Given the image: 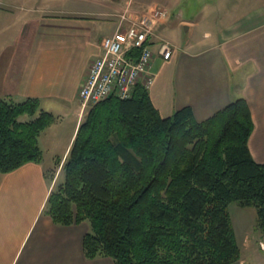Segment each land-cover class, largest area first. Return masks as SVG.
Wrapping results in <instances>:
<instances>
[{"label":"trees","instance_id":"1","mask_svg":"<svg viewBox=\"0 0 264 264\" xmlns=\"http://www.w3.org/2000/svg\"><path fill=\"white\" fill-rule=\"evenodd\" d=\"M26 118V119H21ZM56 119L37 98L0 96V172L43 160L39 136ZM244 97L198 120L190 106L163 116L139 82L130 97L91 105L47 212L87 222L85 255L116 264H231L242 249L230 204L256 209L264 238V163L249 147Z\"/></svg>","mask_w":264,"mask_h":264},{"label":"crops","instance_id":"2","mask_svg":"<svg viewBox=\"0 0 264 264\" xmlns=\"http://www.w3.org/2000/svg\"><path fill=\"white\" fill-rule=\"evenodd\" d=\"M155 6L169 16L152 44L154 105L165 117L190 106L204 120L244 97L254 122L250 151L264 163V0H0V96L37 98L56 117L71 109L78 116L80 86L119 14ZM162 38L174 45L170 59L159 52ZM45 162L0 172V264H116L85 255L87 222L58 224L47 212L56 165ZM233 223L242 256L231 264H253L263 235L255 225L252 237L243 218Z\"/></svg>","mask_w":264,"mask_h":264},{"label":"built area","instance_id":"3","mask_svg":"<svg viewBox=\"0 0 264 264\" xmlns=\"http://www.w3.org/2000/svg\"><path fill=\"white\" fill-rule=\"evenodd\" d=\"M166 8L151 7L138 16L128 11L119 14L114 32L104 37L102 53L94 58L79 89L82 105L96 103L110 96L130 97L137 83L149 87L155 73L151 66L154 59L152 48L157 36V26L168 19ZM159 52L170 59L174 45L160 39Z\"/></svg>","mask_w":264,"mask_h":264},{"label":"rangeland","instance_id":"4","mask_svg":"<svg viewBox=\"0 0 264 264\" xmlns=\"http://www.w3.org/2000/svg\"><path fill=\"white\" fill-rule=\"evenodd\" d=\"M93 104L95 103H88L85 105L81 104L78 116L74 109L65 111L63 113L64 115H60L61 117L57 116L55 121L50 125V128H47V130H45L41 134L40 144L42 149L44 150L43 160L46 161V165L52 163L56 165L55 173L51 174L52 179H54L55 181V185L53 184V189H56L58 185L64 181V165L73 143L71 139L73 136L75 138L79 125L85 120L89 109ZM75 124L77 125V130L75 133H73ZM66 150H68V154L65 158H62ZM51 156L54 158H51ZM56 168L58 169L56 170ZM230 212L236 224H238L237 222L240 218H243L245 221L249 222V224L251 225L252 237H254V230L257 229L254 228L257 221L256 209L254 207H243L237 202H232L230 204ZM257 231L258 229L256 230V232ZM253 258H255L253 264H264V252H262V255L258 257H254L253 253Z\"/></svg>","mask_w":264,"mask_h":264}]
</instances>
